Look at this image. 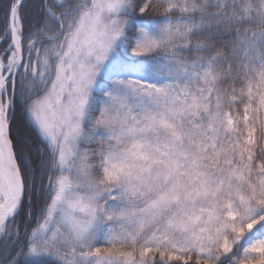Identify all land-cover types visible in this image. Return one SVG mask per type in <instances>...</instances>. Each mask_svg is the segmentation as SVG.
<instances>
[{
	"label": "snow or ice",
	"instance_id": "snow-or-ice-1",
	"mask_svg": "<svg viewBox=\"0 0 264 264\" xmlns=\"http://www.w3.org/2000/svg\"><path fill=\"white\" fill-rule=\"evenodd\" d=\"M0 264H264V0H0Z\"/></svg>",
	"mask_w": 264,
	"mask_h": 264
},
{
	"label": "trees",
	"instance_id": "trees-1",
	"mask_svg": "<svg viewBox=\"0 0 264 264\" xmlns=\"http://www.w3.org/2000/svg\"><path fill=\"white\" fill-rule=\"evenodd\" d=\"M30 2H31V0H30ZM18 122H19V120H18Z\"/></svg>",
	"mask_w": 264,
	"mask_h": 264
}]
</instances>
